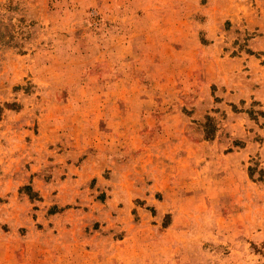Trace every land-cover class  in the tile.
I'll use <instances>...</instances> for the list:
<instances>
[{
	"label": "rangeland",
	"instance_id": "374dc122",
	"mask_svg": "<svg viewBox=\"0 0 264 264\" xmlns=\"http://www.w3.org/2000/svg\"><path fill=\"white\" fill-rule=\"evenodd\" d=\"M0 264H264V0H0Z\"/></svg>",
	"mask_w": 264,
	"mask_h": 264
}]
</instances>
